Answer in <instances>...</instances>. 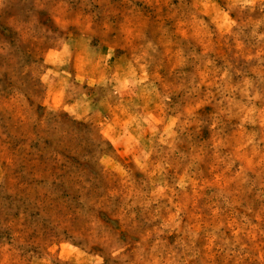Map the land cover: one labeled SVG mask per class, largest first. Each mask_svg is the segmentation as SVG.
<instances>
[{"label": "clouds", "instance_id": "obj_1", "mask_svg": "<svg viewBox=\"0 0 264 264\" xmlns=\"http://www.w3.org/2000/svg\"><path fill=\"white\" fill-rule=\"evenodd\" d=\"M0 264H264V0H0Z\"/></svg>", "mask_w": 264, "mask_h": 264}]
</instances>
